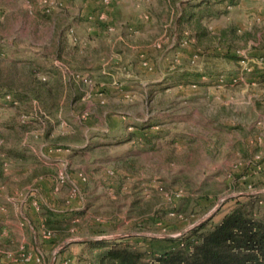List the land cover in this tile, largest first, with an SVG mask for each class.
Instances as JSON below:
<instances>
[{
	"label": "rangeland",
	"instance_id": "1",
	"mask_svg": "<svg viewBox=\"0 0 264 264\" xmlns=\"http://www.w3.org/2000/svg\"><path fill=\"white\" fill-rule=\"evenodd\" d=\"M46 1L0 0V68L33 62L56 68L67 85L74 80L59 110L46 112L35 101L0 108V149L9 154L3 156L0 179V264H24L29 256L49 264L63 242L90 237H135L130 242L142 251L161 249L165 243L142 238L177 237L217 210L227 211L229 199L264 193V62L257 48L264 42V0H237L227 13L204 20L208 33L199 40L192 23L176 22L182 0H123L126 8L117 18L128 37L109 23L114 0L104 8L103 20L98 19L102 0ZM68 18L85 33L99 22L111 26L98 56L103 60L95 62L100 68L74 70L56 58L52 42ZM226 44L232 46L229 54L242 60L227 57ZM98 70L109 78L100 79ZM186 73L203 77L188 83ZM105 108L124 118L127 132L142 124L152 131L146 142H121L118 133L108 141L94 137L85 126L97 123L105 132ZM56 136L67 138L54 141ZM125 161L133 168L122 177ZM245 166L255 170H242ZM115 169L120 175L111 178ZM33 170L54 175L48 194L30 179ZM71 173L82 184L66 186ZM234 173L239 177L231 182ZM113 182L120 183L117 190ZM43 199L57 211L70 202L69 208L80 212L53 247L42 244L55 237L52 231L36 230L23 218L29 208L40 212ZM176 210H185L187 220L178 222ZM90 222L105 224V233L91 235ZM45 231L50 238L42 237ZM79 250L78 244L68 245L53 264H75Z\"/></svg>",
	"mask_w": 264,
	"mask_h": 264
},
{
	"label": "trees",
	"instance_id": "2",
	"mask_svg": "<svg viewBox=\"0 0 264 264\" xmlns=\"http://www.w3.org/2000/svg\"><path fill=\"white\" fill-rule=\"evenodd\" d=\"M181 15L177 18L178 23H192L194 37L198 40L206 36L208 30L204 26V20L217 18L227 13L228 7L237 3V0H182ZM71 35L74 44H78V38L72 30L67 31ZM59 35V47L62 46V34ZM259 49L263 52L260 59H264V42H258ZM258 46V45H257ZM226 56L234 61H240L242 58L235 54H229L232 46L226 44ZM83 46L78 47V51L83 50ZM57 59L61 60L60 50L55 52ZM64 63V61H62ZM19 64L21 67H19ZM9 70L3 71L0 68V100L9 95L10 100L0 102V108L15 107L19 104H29L32 101L38 103L46 111L60 109L61 96L68 89L71 91L69 82L63 80L61 73L56 68H42L33 62L13 61L8 63ZM189 78L200 79L202 74H183ZM215 75H220L216 73ZM264 80V73H262ZM81 79V77H79ZM79 79V80H80ZM217 79H219L217 77ZM198 80H190L188 83H196ZM71 83V84H70ZM76 98L81 96L78 92L79 85H74ZM69 91V90H68ZM103 93V92H102ZM71 102V101H70ZM143 128L134 129L122 136L119 141H128L133 139L146 142ZM51 130H48L45 136H49ZM67 136H56L54 141L66 139ZM4 155H8L7 149H0V179L4 177L3 163ZM121 169L122 177L127 176V172L132 169V163L123 162ZM127 168V169H126ZM129 169V170H128ZM242 170H255V167L241 168ZM245 173V172H244ZM120 175L118 170H114L111 178ZM237 173L231 174L229 181L238 179ZM39 175H54L51 172L35 171L30 175V179ZM118 175V176H119ZM119 185L116 187V190ZM207 198V196H206ZM191 202V198H187ZM207 200H209L207 198ZM233 201L231 207L220 214L221 209L217 210L212 216L185 230L177 237L164 238H142L154 242H163L166 244L161 249L140 250L130 242L135 237H124L115 239H97L91 241L75 242L80 250L75 255V264H264V193L242 194L239 197L229 199ZM195 202V201H194ZM198 205V200L195 202ZM62 211L49 208L46 205L41 206L38 216L42 221H32L34 229L39 230L42 226L52 231L54 238L43 241L42 244H51V247L57 244L59 238L66 235L72 226L73 220L80 214L78 210H72L68 206ZM208 207L204 211L209 210ZM220 214L219 218L215 220ZM75 215V216H74ZM178 222L187 220L186 211L176 210L174 214ZM152 221H156L151 218ZM187 225V224H186ZM106 225L98 222H90L89 233L91 235L104 234ZM184 227L179 228L178 231ZM176 228V227H175ZM71 244H69L70 246ZM66 246L59 252L62 255ZM24 264H37L35 258Z\"/></svg>",
	"mask_w": 264,
	"mask_h": 264
},
{
	"label": "crops",
	"instance_id": "3",
	"mask_svg": "<svg viewBox=\"0 0 264 264\" xmlns=\"http://www.w3.org/2000/svg\"><path fill=\"white\" fill-rule=\"evenodd\" d=\"M114 5L111 8L112 11H110L108 13V20L109 23H112V25L115 26V30L117 32H121V35L123 33L122 36L124 37H128L127 35H130L127 29V26H122V19L117 18L118 14L123 12V9H125L126 5L123 3V0H114L113 1ZM63 5V4H62ZM26 7V6H23ZM53 12V11H52ZM71 18L67 19V22H65L62 26H60L61 28L57 31V35L54 38V42H52L53 48L52 50L54 51V53L58 50H60V54H61V60L64 61V63L66 65H68L69 67H71L74 70H81L83 68H95L98 69L100 68L101 64L100 63H95L96 61H102L103 58L101 57L100 59L98 58V56L101 54V50L104 49L105 47V43L108 42L109 40L106 38V31H108L110 29L111 26H109V24H102L101 22L96 24H93V27L91 28L90 32L85 33L84 28H82L79 24H77L74 21L70 20ZM69 30H72L74 32V34L76 35V37L78 38V44H74L71 40V35L67 32ZM112 29V28H111ZM63 31V35H62V46L59 47V35L60 32ZM87 36V39H86ZM121 38V37H120ZM26 43V42H24ZM80 44L83 45V50L82 51H78V47L80 46ZM81 63H78V62ZM80 65V66H79ZM94 65V66H93ZM84 69V70H85ZM86 69V70H87ZM103 71H97L96 73H98V77L100 79H108L109 78V74H99L102 73ZM93 73V72H91ZM185 79H188V77L182 75ZM175 76H172L171 78H167L166 81H169L170 79H174ZM203 77V75L200 77V79ZM63 78V75H62ZM189 79H194V80H200L199 78H189ZM162 85H165V82H163ZM160 87V86H159ZM100 90V88H98ZM103 90H100L103 93H107L110 90H108L107 88H102ZM159 89L158 87H156L155 90ZM158 92V91H156ZM155 92V93H156ZM111 111L109 109H104L103 111V118L105 119L106 122V130L105 132H101L102 130H100L98 127L97 123H93L90 122L89 124H87L86 130L90 129L92 130V132L94 133L93 136L97 137V136H104L107 137V139H105V141L109 140L110 137H113L112 135H114V137H116L117 135L119 136V138H121L122 136L127 134V130H126V125L127 122L124 121V118H115L116 116L111 115L110 113ZM108 117V118H107ZM165 121V120H164ZM143 127V124L142 126ZM119 130H121L122 132H120ZM142 133L145 134V136H148L150 132L152 131H147V130H143L141 131ZM114 133H118L115 134ZM109 137V138H108ZM73 158V157H72ZM71 158V159H72ZM98 173V172H97ZM96 172L94 174H92L93 178L96 177V175H98ZM98 177V176H97ZM73 181H76L78 183L80 182V179L78 178V176H76V174L71 173V179L69 178L66 182V186H72L75 185ZM32 182L37 183L40 186V189L43 191V193H47V190L51 189L52 190V185L54 186V183H56V180H54V177L52 178L49 175H39L37 177L32 178ZM82 184V183H81ZM96 184V183H95ZM94 184V185H95ZM63 185V186H65ZM111 185V184H110ZM114 186H118L120 185L119 182H113ZM62 186V188H63ZM116 186V187H117ZM124 187V186H122ZM83 189L85 191H87L89 189V184H84L83 185ZM48 194V193H47ZM69 204L71 205L70 202H68V207ZM43 205L48 206L49 208H52L51 206H49V204L47 203V201H45L43 199ZM54 209V208H52ZM72 210L77 209V208H71ZM27 216H23V218L26 220V222L30 223L32 221H42V218L38 216V213H36L34 211V209H30L27 211ZM30 227V226H29ZM31 229V227H30Z\"/></svg>",
	"mask_w": 264,
	"mask_h": 264
},
{
	"label": "built area",
	"instance_id": "4",
	"mask_svg": "<svg viewBox=\"0 0 264 264\" xmlns=\"http://www.w3.org/2000/svg\"><path fill=\"white\" fill-rule=\"evenodd\" d=\"M138 1L140 2V1H143V0H138ZM42 3L45 4V3H47V1H46V0H42ZM109 4H110V0H102L103 10H101V13L98 14V19H100V20L105 19V16H104V15H105V10H104V8H107V7L109 6ZM45 6H46V5H45ZM228 8H230V7H228ZM46 12H49V8L46 9ZM260 60L264 62V59H260ZM5 99H6V100H10V96L7 95ZM60 182H62V180H61ZM35 209H36V210L38 209V205L35 207ZM50 236H51V233H50L49 231H45V232H43V234H42V237H43V238H50ZM32 259H34V258H31V257L29 256V257L26 259V261H30V260H32ZM37 261H38V259H37Z\"/></svg>",
	"mask_w": 264,
	"mask_h": 264
},
{
	"label": "water",
	"instance_id": "5",
	"mask_svg": "<svg viewBox=\"0 0 264 264\" xmlns=\"http://www.w3.org/2000/svg\"><path fill=\"white\" fill-rule=\"evenodd\" d=\"M205 218H202L201 220H199L197 223H199L200 221L204 220ZM196 223V224H197ZM185 231V230H184ZM183 231V232H184ZM183 232H181L180 234H182ZM179 234V235H180ZM131 235V234H129ZM163 237H171V236H163ZM91 240H97V238H94V237H90V238H84V239H79V240H68V241H65L63 242L61 245H59V247L57 248L56 252L53 254L52 258H51V261L49 264H53L54 262V259L56 257V254L63 248H65L66 246H68L69 244H72V243H75V242H83V241H91Z\"/></svg>",
	"mask_w": 264,
	"mask_h": 264
}]
</instances>
